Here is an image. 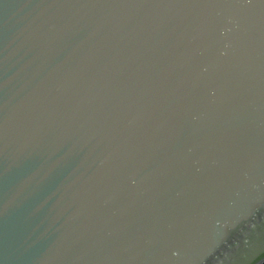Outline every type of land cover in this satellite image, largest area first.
Listing matches in <instances>:
<instances>
[{"label": "water", "instance_id": "water-1", "mask_svg": "<svg viewBox=\"0 0 264 264\" xmlns=\"http://www.w3.org/2000/svg\"><path fill=\"white\" fill-rule=\"evenodd\" d=\"M0 264H264V0H0Z\"/></svg>", "mask_w": 264, "mask_h": 264}]
</instances>
